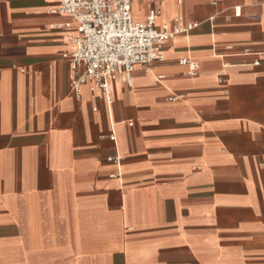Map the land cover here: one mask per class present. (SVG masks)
Segmentation results:
<instances>
[{"label": "crops", "instance_id": "1", "mask_svg": "<svg viewBox=\"0 0 264 264\" xmlns=\"http://www.w3.org/2000/svg\"><path fill=\"white\" fill-rule=\"evenodd\" d=\"M56 5L0 0V264H264V0H133L197 27L110 104Z\"/></svg>", "mask_w": 264, "mask_h": 264}, {"label": "built area", "instance_id": "2", "mask_svg": "<svg viewBox=\"0 0 264 264\" xmlns=\"http://www.w3.org/2000/svg\"><path fill=\"white\" fill-rule=\"evenodd\" d=\"M57 3L52 14L69 16L75 24L72 50L63 55L69 62V86L78 97L82 86L110 104V85L119 82L130 86L136 68L149 70L165 59L164 47L175 37L188 34L195 24L184 25L181 18L171 26L156 28L159 10H150L144 22L131 15L133 0H50ZM239 13L235 12V16ZM66 27H69L66 25ZM187 74L195 76L198 64L180 58ZM115 141L114 134L110 135ZM117 162L118 158L109 159Z\"/></svg>", "mask_w": 264, "mask_h": 264}]
</instances>
